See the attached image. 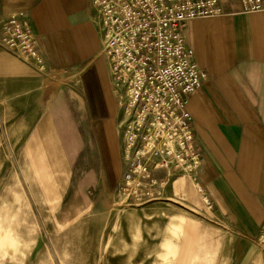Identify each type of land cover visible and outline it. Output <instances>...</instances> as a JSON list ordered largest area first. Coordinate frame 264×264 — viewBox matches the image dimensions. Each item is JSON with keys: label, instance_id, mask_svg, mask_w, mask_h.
Segmentation results:
<instances>
[{"label": "crops", "instance_id": "1", "mask_svg": "<svg viewBox=\"0 0 264 264\" xmlns=\"http://www.w3.org/2000/svg\"><path fill=\"white\" fill-rule=\"evenodd\" d=\"M218 1L217 16L183 28L205 74L186 106L200 157L194 178L230 237L224 264H261L264 13H243L239 0ZM13 13L29 22L46 72L0 49V117L16 119L39 189L51 199L81 188L116 191L127 168L121 111L89 0H0V23ZM216 242L207 241L208 264Z\"/></svg>", "mask_w": 264, "mask_h": 264}, {"label": "built area", "instance_id": "2", "mask_svg": "<svg viewBox=\"0 0 264 264\" xmlns=\"http://www.w3.org/2000/svg\"><path fill=\"white\" fill-rule=\"evenodd\" d=\"M121 111L127 168L117 186L120 205L161 201L175 175L194 174L200 157L186 106L205 78L183 37L184 24L219 14L218 0H89ZM243 13H264V0H239ZM0 49L46 72L22 13L0 23ZM163 172L160 180L154 173ZM200 191V190H199ZM206 209L211 205L205 201Z\"/></svg>", "mask_w": 264, "mask_h": 264}, {"label": "rangeland", "instance_id": "3", "mask_svg": "<svg viewBox=\"0 0 264 264\" xmlns=\"http://www.w3.org/2000/svg\"><path fill=\"white\" fill-rule=\"evenodd\" d=\"M15 121L0 117V264H187L211 237L214 264H224L230 237L192 177L175 175L161 201L138 208L120 205L117 191L51 199L23 159ZM261 242L264 264V234Z\"/></svg>", "mask_w": 264, "mask_h": 264}, {"label": "bare ground", "instance_id": "4", "mask_svg": "<svg viewBox=\"0 0 264 264\" xmlns=\"http://www.w3.org/2000/svg\"><path fill=\"white\" fill-rule=\"evenodd\" d=\"M209 254H211V252L207 245H205V247L198 246V248L194 246L187 264H208L207 259Z\"/></svg>", "mask_w": 264, "mask_h": 264}]
</instances>
